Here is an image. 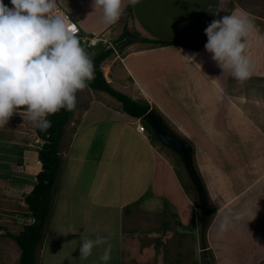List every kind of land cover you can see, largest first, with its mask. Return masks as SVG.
Masks as SVG:
<instances>
[{
    "label": "crops",
    "instance_id": "0c3cea01",
    "mask_svg": "<svg viewBox=\"0 0 264 264\" xmlns=\"http://www.w3.org/2000/svg\"><path fill=\"white\" fill-rule=\"evenodd\" d=\"M125 1L127 5L124 11L130 5L146 39L182 46L155 48L134 42L121 48V58L114 50L102 63L105 79L115 90L125 94L132 92L134 87L135 95L149 102L164 118L174 113L180 121L194 119L195 116L187 113H196L195 108L202 109L204 104L192 94L184 95L188 86L185 85V78H189L192 63L185 57L194 54H198L195 55L198 58L202 56L191 41L202 38L208 24L218 18L213 14L220 12L222 0H217L216 4L211 0H200L199 3L138 0L135 6ZM92 2L75 0L68 11L82 38L94 36L98 40L99 36L108 30L110 32L111 27L122 21L124 11L116 24L104 27L102 13L100 10L94 12ZM121 33L119 30L111 31L109 36H114L116 42L122 39ZM91 54L88 55L93 60L95 57ZM155 55L165 56L160 64H177V69L151 65L154 62L145 64V58ZM112 63H115L114 68L108 74L105 69ZM200 69H193L196 77ZM192 82L194 94L198 87ZM138 84L144 85L148 95L143 94ZM130 98L134 101L138 99ZM98 100L102 102L99 104L102 108L114 115L101 118V115L91 114L90 109ZM217 102L225 105L234 103V100ZM227 107L229 109L230 106ZM216 108L217 111L210 109L206 113L209 116H226L228 113V109L226 112L220 106ZM139 120L126 114L121 103L105 92L88 86L77 93V104L65 128L61 145L67 131L70 128L73 131L71 126H78L79 129L74 135L70 134L69 142L60 148L66 153L63 156V152H60V156H63L61 170L67 174L66 182L81 199L83 209H86L85 213L81 212L82 216L85 215L83 230L90 225L98 237L107 238L108 242L117 237L118 264H201V245L196 233L199 222L194 202L189 199L169 165L161 164L157 159V145L150 138L149 131L143 132L136 125H143ZM3 143L7 145L2 149L5 161H0L1 181L6 180V185L20 184L22 189L29 190L43 170L38 152L26 148V143L9 144V140H3ZM38 168L40 171L36 172ZM171 176L176 182L175 187L169 181ZM155 196L158 199L147 201V198ZM169 201H174L175 207L170 209ZM185 201L187 203L184 204ZM107 222L113 235L106 233ZM59 229L66 232L64 227Z\"/></svg>",
    "mask_w": 264,
    "mask_h": 264
},
{
    "label": "rangeland",
    "instance_id": "374dc122",
    "mask_svg": "<svg viewBox=\"0 0 264 264\" xmlns=\"http://www.w3.org/2000/svg\"><path fill=\"white\" fill-rule=\"evenodd\" d=\"M182 1L200 2V0ZM56 2L58 10L75 23L68 11L75 0L72 3L71 0H56ZM211 2L216 4L217 0H211ZM3 3L9 8L12 7L11 0H3ZM236 7H239L242 14L249 15L257 29L250 36L247 48V55L251 62V77L241 83L235 80L229 71L223 74L222 69L212 59V55L205 49L207 36L204 35L197 41H191V44H196L194 48L202 56L199 57L200 59L195 56V60L189 66L191 71L189 78H185V85L188 86L184 93V95L196 96L204 104V108H195L196 113H187L195 117L186 121L178 120L174 113V115L170 113L169 118H164L156 110L167 128L191 147L195 179L204 187V199L200 200L194 178L190 175L181 156L165 146L142 122V118L139 120L142 126L136 123L143 132L149 131L150 138L157 145V159L161 164L169 165L189 199L194 202L199 222L196 233L198 232L201 245V264H264V39H261L264 37V0H222L219 16L231 14ZM117 30L122 32V39L124 36L132 39L124 48L131 46L134 42L155 48L161 47V44L145 38L130 5L124 11L122 21L115 27H111L110 32ZM110 32L108 30L106 34L99 36V44L96 47L85 48L82 44L81 46L88 54L91 52L93 57H96L102 50L112 48L115 40L114 36H109ZM76 35L81 43V34L76 33ZM117 53L121 58L123 50ZM161 57L155 55L145 58L147 62L145 64L154 62L151 65H159L165 56ZM196 64L201 66V72H197V77L193 70L197 68ZM114 65L110 64L105 71L109 74V70L111 71ZM158 67L174 70L178 65L162 63ZM192 81L198 87L194 94ZM138 85L141 86L143 94L148 95L144 85ZM121 93L128 97H137V101L140 100V96L135 95L137 93L134 87L132 92L127 91L128 94ZM229 99L234 100V103L225 105L215 103L217 100L229 101ZM138 102L147 103L145 100ZM101 103L100 100L94 103L95 106L90 109L91 114L101 115V118L110 114L114 115L102 108L99 105ZM148 104L150 108H154L149 102ZM217 106L226 112L227 106H230L226 116L225 114L209 116L206 113L210 109L217 111ZM71 127L73 131L71 132V128L67 131L60 148H64L70 140V134L74 135L79 129L75 125ZM36 129L37 126L33 122L23 119L18 114L13 115L8 125L0 128V161H5L2 149L7 144H4L3 140L5 142L9 140V144L26 143V148L38 152L40 149L35 144ZM60 152H63V156L66 154L65 150ZM39 171L40 168L36 170V172ZM66 175L64 170L57 175L54 186L56 202L53 200L47 225L36 251V264H105L100 257L106 245L94 247L87 259H80V236L86 232L88 238L95 240L98 233L92 230L90 225L83 230L82 221L85 215L82 216L81 212L85 213L86 209H83L81 199L67 184ZM169 181L171 184L174 183L173 187L176 186L172 176ZM32 186L29 190H25L20 184L6 185V180L1 181L0 178V264H20L21 251L8 235L19 234L26 225L34 222L26 204V196L33 190L35 184ZM154 199L158 198L150 197L147 201ZM169 202L170 204H167L170 205V209L175 207L174 201ZM242 209H246L248 215L241 221H234L227 232L220 233L219 224L224 216L234 215ZM60 227H64L66 232L60 230ZM105 227L106 225L103 228ZM106 233L113 235L109 223ZM116 238L109 240L112 251L111 259L107 264H118Z\"/></svg>",
    "mask_w": 264,
    "mask_h": 264
},
{
    "label": "clouds",
    "instance_id": "9594fccd",
    "mask_svg": "<svg viewBox=\"0 0 264 264\" xmlns=\"http://www.w3.org/2000/svg\"><path fill=\"white\" fill-rule=\"evenodd\" d=\"M135 6L138 0H128ZM9 8L0 0V128L8 125L13 115L33 122L41 131L52 125L48 119L60 110L72 111L77 93L94 79L95 65L81 46L76 23L57 14L56 0H11ZM94 12L102 13V24H116L124 11V0H93ZM205 29L206 51L222 69L241 83L251 75L247 55L250 36L257 31L246 13L236 7L231 14L219 16ZM264 39V37H261ZM195 55L185 57L193 62ZM201 68L199 64L195 65ZM248 215L246 209L225 215L219 232H227L234 221ZM80 259H87L94 247L106 245L100 257L107 264L112 245L107 238L80 236ZM75 242V241H73Z\"/></svg>",
    "mask_w": 264,
    "mask_h": 264
},
{
    "label": "trees",
    "instance_id": "16d2710c",
    "mask_svg": "<svg viewBox=\"0 0 264 264\" xmlns=\"http://www.w3.org/2000/svg\"><path fill=\"white\" fill-rule=\"evenodd\" d=\"M152 41V40H150ZM162 47L182 46L168 41H154ZM114 53L113 48L102 50L93 59L95 65V76L89 82L93 90L105 92L121 103L126 114L132 118H143L150 110L148 103H139L130 97L115 90L105 79L101 65ZM72 111L60 110L48 119L51 127L47 131H41L38 127L36 133L40 138L47 140L42 149L38 151L39 161L43 170L37 175L36 184L33 190L26 196V204L32 214L34 222L26 225L19 234H9L8 237L14 240L21 251L20 264H36L37 248L42 240L51 207L55 196L54 186L57 175L62 168V157L60 156V144L69 123Z\"/></svg>",
    "mask_w": 264,
    "mask_h": 264
},
{
    "label": "water",
    "instance_id": "95a60500",
    "mask_svg": "<svg viewBox=\"0 0 264 264\" xmlns=\"http://www.w3.org/2000/svg\"><path fill=\"white\" fill-rule=\"evenodd\" d=\"M131 38L125 36L123 39L116 41L112 44V48L120 52L121 48L126 44L131 42ZM142 122H144L156 135V137L168 148L174 150L178 153L183 159L185 165L187 166L190 175L194 178V182L197 181L195 179V173L193 168V151L187 142L175 136L165 125L163 120L157 114L155 108H151V110L142 118Z\"/></svg>",
    "mask_w": 264,
    "mask_h": 264
},
{
    "label": "built area",
    "instance_id": "2783aa9c",
    "mask_svg": "<svg viewBox=\"0 0 264 264\" xmlns=\"http://www.w3.org/2000/svg\"><path fill=\"white\" fill-rule=\"evenodd\" d=\"M58 9V8H57ZM57 14H62L64 15V13L60 12L58 10ZM81 39V44L86 48V47H96L99 44L98 40H95L96 38H89V37H84V38H80ZM37 135V133H36ZM47 143V140L40 138L38 135L36 136V142L35 144L37 145V147L39 149H42V147L44 146V144Z\"/></svg>",
    "mask_w": 264,
    "mask_h": 264
},
{
    "label": "flooded vegetation",
    "instance_id": "af4514ba",
    "mask_svg": "<svg viewBox=\"0 0 264 264\" xmlns=\"http://www.w3.org/2000/svg\"><path fill=\"white\" fill-rule=\"evenodd\" d=\"M195 185H196V189L199 193V198L200 200L204 199V196H205V190H204V187L203 185L201 184L200 181H195Z\"/></svg>",
    "mask_w": 264,
    "mask_h": 264
},
{
    "label": "bare ground",
    "instance_id": "6f19581e",
    "mask_svg": "<svg viewBox=\"0 0 264 264\" xmlns=\"http://www.w3.org/2000/svg\"><path fill=\"white\" fill-rule=\"evenodd\" d=\"M57 11H58V9H57ZM58 13V12H57Z\"/></svg>",
    "mask_w": 264,
    "mask_h": 264
}]
</instances>
